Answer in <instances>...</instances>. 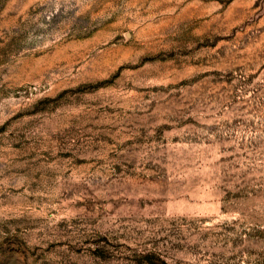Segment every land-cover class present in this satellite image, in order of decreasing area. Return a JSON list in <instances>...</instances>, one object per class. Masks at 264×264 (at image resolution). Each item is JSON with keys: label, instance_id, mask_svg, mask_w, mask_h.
I'll list each match as a JSON object with an SVG mask.
<instances>
[{"label": "rangeland", "instance_id": "obj_1", "mask_svg": "<svg viewBox=\"0 0 264 264\" xmlns=\"http://www.w3.org/2000/svg\"><path fill=\"white\" fill-rule=\"evenodd\" d=\"M0 264H264V0H0Z\"/></svg>", "mask_w": 264, "mask_h": 264}]
</instances>
